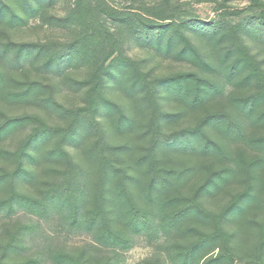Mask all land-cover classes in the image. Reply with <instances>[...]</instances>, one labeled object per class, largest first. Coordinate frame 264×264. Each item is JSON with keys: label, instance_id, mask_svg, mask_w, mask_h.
Segmentation results:
<instances>
[{"label": "trees", "instance_id": "obj_1", "mask_svg": "<svg viewBox=\"0 0 264 264\" xmlns=\"http://www.w3.org/2000/svg\"><path fill=\"white\" fill-rule=\"evenodd\" d=\"M124 1L65 0L58 13V0H0V215L55 214L115 253L127 233L168 228L172 264H264V0H222L210 20L181 0ZM32 22L62 34L15 37ZM159 59L184 68L156 73ZM31 228L7 230L3 252Z\"/></svg>", "mask_w": 264, "mask_h": 264}, {"label": "rangeland", "instance_id": "obj_2", "mask_svg": "<svg viewBox=\"0 0 264 264\" xmlns=\"http://www.w3.org/2000/svg\"><path fill=\"white\" fill-rule=\"evenodd\" d=\"M189 2L191 11L203 20H210L219 16V10L216 9V3L222 0H181ZM111 4L115 6H123L126 2L124 0H110ZM232 8L245 9L250 6L249 0H230L227 1ZM66 2L65 0H58L55 4V9L58 13L64 12ZM36 23L32 22L29 27L23 28L16 33L18 39H39L50 35L61 36L62 31L49 29L46 27H36ZM128 54L132 57H143L144 52L138 48H131ZM154 64L156 73H167L184 68L179 62L171 60H152L149 65ZM153 66V65H152ZM114 94V91L111 93ZM119 95L116 96L118 98ZM61 100L67 104H73L79 100L78 96L70 92H62ZM1 107V105H0ZM15 111L19 112L21 105L15 107ZM29 109V108H27ZM185 122L180 125H184ZM25 129L20 130L14 134L9 135L2 143L3 146L13 148L14 144L25 134ZM116 138H119L117 136ZM120 139V138H119ZM23 191L33 192V186L29 184H21ZM2 192L0 193V195ZM217 199V201H216ZM221 198L207 200V206L218 210L221 205ZM257 214L260 216L259 211ZM26 223L32 225L31 230L19 234L18 239L15 241L13 248L7 249L3 252V244L8 240V231L15 230L19 224ZM170 229L164 231L152 232L146 234L140 233H127L130 239L127 249H117L116 253L112 249L102 248L96 249L92 246L96 244L92 240V235L84 231L69 228L60 221L59 217L55 214L38 219L36 216L19 212L15 216L0 215V263L1 264H18L27 259L38 258V264H55L49 259L50 250H63L73 253H83L85 259L91 258L90 262L94 260L102 261L107 258L116 260L119 264H141L143 261L150 257H155L156 264H172L165 258V245L166 242H172L175 238H179L175 233L171 234ZM153 235V236H152ZM152 236V237H150ZM180 240V239H176ZM217 250L214 251V254ZM235 264H240L239 261Z\"/></svg>", "mask_w": 264, "mask_h": 264}]
</instances>
